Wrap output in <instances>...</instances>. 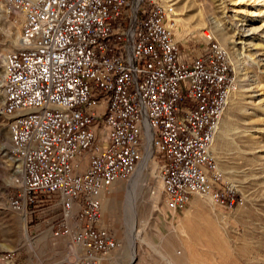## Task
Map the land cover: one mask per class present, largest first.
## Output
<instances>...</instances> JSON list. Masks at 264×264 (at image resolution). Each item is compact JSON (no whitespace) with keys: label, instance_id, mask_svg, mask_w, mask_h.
Returning <instances> with one entry per match:
<instances>
[{"label":"built area","instance_id":"1","mask_svg":"<svg viewBox=\"0 0 264 264\" xmlns=\"http://www.w3.org/2000/svg\"><path fill=\"white\" fill-rule=\"evenodd\" d=\"M4 12L20 44L3 57L0 79L20 163L7 206L57 209L61 234L79 250L68 264L120 256L101 198L133 176L148 143L172 218L199 195L235 205L213 155L236 85L218 42L208 37L201 54L180 47L159 0H6Z\"/></svg>","mask_w":264,"mask_h":264},{"label":"rangeland","instance_id":"2","mask_svg":"<svg viewBox=\"0 0 264 264\" xmlns=\"http://www.w3.org/2000/svg\"><path fill=\"white\" fill-rule=\"evenodd\" d=\"M159 1L164 7H173L175 15L171 18L180 47L201 54L208 43L205 37L210 35L228 52L235 77L242 69L213 147L224 181L234 187L235 205L228 209L211 202L190 218L193 222H186L195 197L172 218L166 211L156 167L148 161L138 184V219L132 230L133 236L142 234L148 245L136 241L138 257L134 264H167V257L175 264H264V16L250 18L254 0ZM5 2L0 0V79L3 57L18 48L8 41H19V27L5 14ZM241 19L253 28L252 43L247 48L241 44L245 36L239 30ZM215 26L229 38L226 46L220 43ZM243 49H249L251 55ZM11 120L0 114V264H68L66 261H73L78 250L61 234L57 209L25 215L7 206L20 171V163L10 154ZM133 176L117 181L102 195V226L121 246L114 264H130L124 216L129 198L126 186ZM153 194L159 195L157 207L151 203ZM181 222L185 223L186 237L179 231Z\"/></svg>","mask_w":264,"mask_h":264},{"label":"bare ground","instance_id":"3","mask_svg":"<svg viewBox=\"0 0 264 264\" xmlns=\"http://www.w3.org/2000/svg\"><path fill=\"white\" fill-rule=\"evenodd\" d=\"M253 2L255 3V5L254 6H251V9H253L254 11H250V14H249L250 18H255V17L256 18H260V17H263L264 16V0H254ZM169 7L171 8L172 13L174 14L173 7L172 6H169ZM240 22H241V24H240L239 30L242 31L244 33V35H245L242 38V43L241 44L243 45V48H247L248 47L247 45H249V44L252 43L250 34H252V32H253V28L246 21V19H241ZM214 29H216V31H217V36L219 37L220 43L222 45L226 46L227 43L229 42V38L227 37V35H225L223 33V30L218 29L217 26H215ZM208 37H211V36L208 35L205 38H208ZM8 43L10 45L14 46V47L15 46L19 47V45H20L19 44V41L15 40V39H9ZM230 44L233 45V48L235 47L234 42H232ZM243 50H245L248 53L247 55H249V53H250V51H248L249 49H243ZM251 53H250V55H251ZM230 56L232 57L233 54H231ZM233 59H234V61L236 63H239V59L236 58V55H234ZM259 63H260V61H259ZM262 67H264V66H262ZM241 70H239L237 72V76H236L237 78H239V77L242 76ZM261 98H262V101H263V104L261 106H264V94L261 95ZM8 118H12L11 121H13L15 117L14 116H9ZM11 121H9V122H11ZM217 134H220L219 129H218V133ZM148 161H150V162L152 161V148H151V146H150L149 143H148V145L145 148V152H144V155H143V158H142L141 162L139 163V165L137 166V169H136L135 173L133 174L134 175L133 178L131 179V181L128 182V184L126 186V190H127L128 194H129V198H128L127 203H126L125 216L124 217L126 219V224L128 226V229H129V231H128L129 233H128L127 236H128V245H129V249L128 250H129V253L131 255V257H130V264H134L137 261V257L138 256H137V252H136V241H141V242L146 243L148 245V243L142 238V236H141L142 234L138 233L135 236H133V233H132V230H134V226H135L136 221L138 219V210H137V196H138V187H139L138 184L141 183V181H142L143 171L145 170L147 164L149 163ZM196 197H198V200L193 203V209L191 211L187 212L186 218H185V221L186 222H193L192 219H190L191 217L194 218L195 215L198 214L199 210L202 207H205L206 205L207 206H211L212 205L211 202L213 203L212 199L209 196L199 195V196H196ZM158 202H159V195L158 194H153V196L151 198V203L153 204L154 207H157L158 206ZM182 224H185V223L181 222L179 224V231H180V233L184 234V236L186 237L187 234L183 230L184 228H183V225ZM25 239H26V241H29L27 234H25ZM75 249H77V248H75ZM78 252H79V250H78ZM157 253L160 254L159 252H157ZM77 256H78V253H77L75 259L77 258ZM164 260H165V262L167 264H175L172 261L171 257L170 258H168V257L167 258H164Z\"/></svg>","mask_w":264,"mask_h":264},{"label":"crops","instance_id":"4","mask_svg":"<svg viewBox=\"0 0 264 264\" xmlns=\"http://www.w3.org/2000/svg\"><path fill=\"white\" fill-rule=\"evenodd\" d=\"M101 200H102V198H101ZM197 200H198V198H197L194 202H196ZM194 202H193V203H194Z\"/></svg>","mask_w":264,"mask_h":264}]
</instances>
